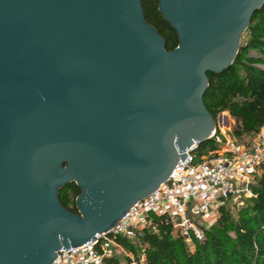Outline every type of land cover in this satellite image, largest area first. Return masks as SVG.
Segmentation results:
<instances>
[{
    "label": "water",
    "instance_id": "95a60500",
    "mask_svg": "<svg viewBox=\"0 0 264 264\" xmlns=\"http://www.w3.org/2000/svg\"><path fill=\"white\" fill-rule=\"evenodd\" d=\"M264 0H0V264H52L113 228L210 140L208 74ZM224 117L220 114V120ZM75 183L77 214L59 192Z\"/></svg>",
    "mask_w": 264,
    "mask_h": 264
},
{
    "label": "trees",
    "instance_id": "16d2710c",
    "mask_svg": "<svg viewBox=\"0 0 264 264\" xmlns=\"http://www.w3.org/2000/svg\"><path fill=\"white\" fill-rule=\"evenodd\" d=\"M158 6L159 0H142L146 21L165 39L167 50L173 51L178 37ZM242 41L229 69L208 74L204 97L216 124L224 113L236 120L233 135L237 138L252 137L264 128V6L253 15ZM213 145L209 140L201 143L200 151ZM253 192L255 196L245 200L236 217L228 205L221 207L217 223L205 232L204 241L193 239V248L164 217L153 216L136 241L117 239L132 257L122 261L115 256L105 264H264V171L257 177ZM80 194L75 183L69 184L60 190L59 200L65 209L77 214Z\"/></svg>",
    "mask_w": 264,
    "mask_h": 264
},
{
    "label": "built area",
    "instance_id": "2783aa9c",
    "mask_svg": "<svg viewBox=\"0 0 264 264\" xmlns=\"http://www.w3.org/2000/svg\"><path fill=\"white\" fill-rule=\"evenodd\" d=\"M213 148L200 151L201 143L186 151L171 177L153 194L139 201L112 232L98 235L80 247L61 249L52 264H105L120 251L117 239L134 242L153 216L164 217L193 248L220 217L223 206L242 207L255 196L253 185L264 171V128L247 145L225 138L217 129Z\"/></svg>",
    "mask_w": 264,
    "mask_h": 264
},
{
    "label": "rangeland",
    "instance_id": "374dc122",
    "mask_svg": "<svg viewBox=\"0 0 264 264\" xmlns=\"http://www.w3.org/2000/svg\"><path fill=\"white\" fill-rule=\"evenodd\" d=\"M245 42L244 40L242 41ZM252 55H256L255 52H252ZM224 117L220 120V115L217 119V129L225 136V138L229 139L231 142L240 144V145H247L250 143L252 137H242L237 138L233 134L237 129V123L236 120L231 118L228 113L223 114ZM229 209L231 210V214L233 217L237 216L238 211L243 207H238L234 205H228ZM117 256L124 261L126 257H132L131 254H129L127 251H120Z\"/></svg>",
    "mask_w": 264,
    "mask_h": 264
}]
</instances>
